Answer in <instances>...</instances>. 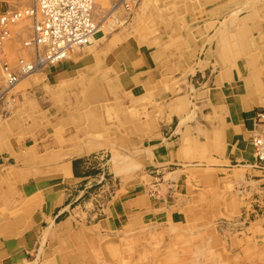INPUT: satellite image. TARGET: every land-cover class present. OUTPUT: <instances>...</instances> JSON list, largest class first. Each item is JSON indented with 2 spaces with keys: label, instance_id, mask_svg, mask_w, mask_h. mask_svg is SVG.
I'll return each mask as SVG.
<instances>
[{
  "label": "crops",
  "instance_id": "1",
  "mask_svg": "<svg viewBox=\"0 0 264 264\" xmlns=\"http://www.w3.org/2000/svg\"><path fill=\"white\" fill-rule=\"evenodd\" d=\"M138 8L136 34L99 32L41 71L49 112L0 128V264H264V0ZM101 173L92 204L82 185ZM119 231L142 234V263L119 257Z\"/></svg>",
  "mask_w": 264,
  "mask_h": 264
},
{
  "label": "built area",
  "instance_id": "2",
  "mask_svg": "<svg viewBox=\"0 0 264 264\" xmlns=\"http://www.w3.org/2000/svg\"><path fill=\"white\" fill-rule=\"evenodd\" d=\"M98 1L15 0L7 3L4 8L0 7V48L11 38L13 26L28 19L30 34L23 45L30 48L33 54L30 60L20 58L17 69H11L8 64L2 63L4 84L0 89V99L22 76L43 71L47 66L62 61L71 53L92 43L102 31V20L94 17ZM122 1L123 5L129 6L126 0ZM255 117L260 122V127L252 137V145L258 164L264 168V91L262 105L256 109ZM106 185L107 176L101 173L97 178L87 179L81 190L95 204L98 203L96 199L101 197V188ZM152 186L150 195L155 196L156 185Z\"/></svg>",
  "mask_w": 264,
  "mask_h": 264
},
{
  "label": "rangeland",
  "instance_id": "3",
  "mask_svg": "<svg viewBox=\"0 0 264 264\" xmlns=\"http://www.w3.org/2000/svg\"><path fill=\"white\" fill-rule=\"evenodd\" d=\"M14 1L15 0H12V2ZM142 1L143 0H126L127 4H129L130 6L129 8H126L122 5L124 2L122 0H110V1L100 0L99 4L95 8L96 11L95 18H99L98 20H100L101 17L99 13L107 12L106 14L107 17L108 14H111L109 10L112 7V5L115 2H117L118 4L120 3L118 9L114 12V14H111L109 21L103 24L104 27L102 28L101 34L103 33V31L106 34L116 33L119 31L121 32L125 31L126 33L136 34L137 27H139L142 24L144 25L147 20L145 14L146 11L143 10L142 12L141 9ZM138 7H140L141 11L139 10ZM29 34H30V21L28 19H24L20 23L13 26L10 40L12 39L15 42L14 43L15 47H13V50L15 51V62H14L15 65L13 66L10 64V68L17 69L19 66V59L22 57H24L26 60H29L30 57L27 50L30 48H27L23 45L24 40L27 39ZM18 50L19 51L24 50V52L18 54ZM1 66L2 63H0V89L3 87L4 84ZM40 73L41 71H36L31 75L22 78L13 88L9 89V91L0 99V128L1 127L3 128L1 134L6 135L7 139L9 140L13 137L14 129H15L14 125L12 126V129H9L10 120H14L15 117L18 116L19 118L24 117V119L28 121L31 119V115L37 116L39 113L45 114L49 112V107L45 105L44 106L41 105L40 97L38 96L37 93L34 92L36 84L41 81L40 78L41 76H39ZM94 178H97V176H94ZM111 183L112 182L110 181V177L107 176V185L105 186L104 191L100 193L108 194ZM90 192L92 193V191ZM141 224L140 227L144 225V223ZM87 225L89 226L90 224ZM140 227H138L137 229H139ZM55 232H56L55 228L51 229L49 231L50 236L52 237L53 233ZM116 235H120V231L119 233H115V236L112 239L115 241L120 240V242H123L125 244L124 245L125 248L120 250L119 257L122 259L125 258L126 260L127 258L128 259L134 258L133 261L142 263V261L144 260L142 258L143 255L141 254L142 251H135L134 248H130L135 244L141 243L143 241L142 234L140 232H135V233L131 232L125 234L124 239H119L118 236ZM105 240H109V238L108 239L106 238ZM156 244L158 245V243ZM162 244L163 242L160 241V245ZM65 251L66 252L72 251L73 254L78 253V250L75 252L74 249L65 250ZM125 261L123 260V262Z\"/></svg>",
  "mask_w": 264,
  "mask_h": 264
},
{
  "label": "bare ground",
  "instance_id": "4",
  "mask_svg": "<svg viewBox=\"0 0 264 264\" xmlns=\"http://www.w3.org/2000/svg\"><path fill=\"white\" fill-rule=\"evenodd\" d=\"M100 1V0H99ZM99 1L97 2V4H96V6L99 4ZM110 1V0H109ZM119 2V1H118ZM122 3V2H121ZM120 5V3L118 4L117 2H115L113 5H112V7L110 8V10H109V12L111 13V14H114V12L118 9V6ZM123 5V4H122ZM124 7H126L125 5H123ZM130 6H128V7H126V8H129ZM125 9V8H124ZM102 12V11H101ZM100 14V16H101V19L100 20H102V28L104 27V23H107L108 21H109V18L111 17V14H108V16L106 17V14H107V12H102V13H99ZM116 23V22H115ZM104 30V29H103ZM183 66V65H182ZM34 73V72H33ZM32 73H29L28 75H31ZM28 75H26V76H28ZM26 76H22V78H24V77H26ZM21 78V79H22ZM20 79V80H21ZM16 85V84H15ZM14 85V86H15ZM13 86V87H14ZM13 87H11V88H13ZM10 88V89H11ZM188 252V251H187ZM177 253V252H176ZM180 253V252H179ZM186 253V252H185ZM190 253V252H189ZM193 253V252H192ZM198 258V257H197ZM199 259V258H198ZM208 263V262H207ZM191 264H192V262H191Z\"/></svg>",
  "mask_w": 264,
  "mask_h": 264
}]
</instances>
